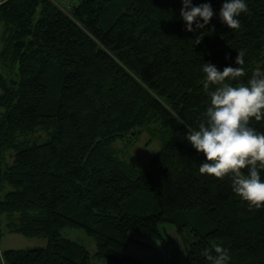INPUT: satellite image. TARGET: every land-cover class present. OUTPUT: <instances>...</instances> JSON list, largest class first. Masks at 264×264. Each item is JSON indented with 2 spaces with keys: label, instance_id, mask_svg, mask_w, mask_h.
Here are the masks:
<instances>
[{
  "label": "trees",
  "instance_id": "1",
  "mask_svg": "<svg viewBox=\"0 0 264 264\" xmlns=\"http://www.w3.org/2000/svg\"><path fill=\"white\" fill-rule=\"evenodd\" d=\"M66 1L0 4V224L48 241L0 251L1 263L143 264L125 252L132 234L163 239L170 223L188 264H214L215 245L226 264H264V205L249 207L229 176L201 174L203 154L183 138L209 103L204 62L239 68L234 86L264 72V0H246L237 29L210 0L215 14L196 32L182 0ZM249 123L264 132V119ZM144 132L161 146L138 169L115 143ZM67 227L84 229L95 253Z\"/></svg>",
  "mask_w": 264,
  "mask_h": 264
},
{
  "label": "clouds",
  "instance_id": "2",
  "mask_svg": "<svg viewBox=\"0 0 264 264\" xmlns=\"http://www.w3.org/2000/svg\"><path fill=\"white\" fill-rule=\"evenodd\" d=\"M246 11V0H223L218 16L222 24L237 29L241 14ZM214 14L210 0L200 4L182 0L180 18L189 32L205 29ZM202 36V33L195 36V45L201 42ZM242 56L238 52L235 64L244 63ZM202 71L206 77L203 89L210 98L209 103L197 126L186 124L183 138L203 154L201 174L220 179L229 176L232 191L249 207L259 208L264 205V132L257 131L249 122L264 119V72L257 71L247 83L234 86L225 81L236 80L241 75L239 68L228 65L221 70L211 62H204ZM210 85L216 87L209 90ZM213 250L216 256L209 255L208 259L214 264H223L227 251L219 245Z\"/></svg>",
  "mask_w": 264,
  "mask_h": 264
},
{
  "label": "rangeland",
  "instance_id": "3",
  "mask_svg": "<svg viewBox=\"0 0 264 264\" xmlns=\"http://www.w3.org/2000/svg\"><path fill=\"white\" fill-rule=\"evenodd\" d=\"M2 1L3 0H0V4ZM54 1L64 7L67 5L66 0L63 2H60V0ZM2 31L3 27L0 22V49L2 47ZM40 138L41 134H39V139ZM115 146L120 157L128 159L136 166V168L143 169L146 167L150 158L159 150L161 145L159 141L149 138L148 133L144 132L133 145L124 148L123 144L117 141ZM160 229L163 234V239L142 235L140 233H133L132 236L144 237L143 240L147 241V244L146 246L142 245L143 247L130 245L133 244L131 243V240L126 246V252L143 259L144 264H188L186 250L175 225L164 223L160 225ZM62 234L84 245L91 254L95 253L96 246L94 239L88 235L84 229L67 227L63 229ZM47 243V239L42 235L27 237L20 233H12L8 231L4 222L0 224L1 252L8 249L27 250L36 247H45ZM157 247H159V249ZM138 250H143L144 254H139ZM1 262L2 261L0 260V264H2ZM95 264H108V262L104 260H96ZM223 264L226 263L223 261Z\"/></svg>",
  "mask_w": 264,
  "mask_h": 264
},
{
  "label": "crops",
  "instance_id": "4",
  "mask_svg": "<svg viewBox=\"0 0 264 264\" xmlns=\"http://www.w3.org/2000/svg\"><path fill=\"white\" fill-rule=\"evenodd\" d=\"M163 235V234H162ZM144 239V237H142V236H132V242L131 243H133V244H130V245H137V246H139V247H141L142 245H144V246H146V244H147V241H145V240H143ZM160 245V244H159ZM143 247V246H142ZM158 249H159V247H157ZM125 252H126V250H125ZM127 253V252H126ZM138 253L139 254H144V251L143 250H138ZM128 255H130V256H133V257H136V258H138V259H140L142 262H143V259H141V258H139V257H137L136 255H134V254H129V253H127ZM143 256V255H142ZM143 264H144V262H143Z\"/></svg>",
  "mask_w": 264,
  "mask_h": 264
}]
</instances>
